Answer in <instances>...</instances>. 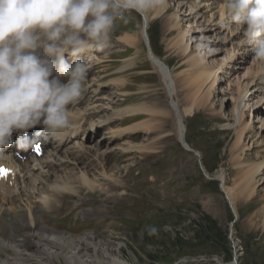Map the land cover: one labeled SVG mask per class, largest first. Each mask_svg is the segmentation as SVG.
<instances>
[{"label": "rangeland", "instance_id": "obj_1", "mask_svg": "<svg viewBox=\"0 0 264 264\" xmlns=\"http://www.w3.org/2000/svg\"><path fill=\"white\" fill-rule=\"evenodd\" d=\"M222 6L223 0H172L150 26L155 32V48L171 70L184 136L196 155L180 143L178 117L169 104V86L164 85L161 72L148 57L138 13L132 11L118 19L107 47L91 52L85 88L97 91V96L89 99V107L98 106L99 113L88 120L91 129L87 135L72 144L83 142L86 156H79L84 149L81 144L75 146L73 164L56 172L53 179L76 182L80 171H87L90 179L108 176L110 180L105 178L101 183L109 192L94 191L100 195L92 198L93 193L81 187L74 194L62 195L64 209L49 215V225L59 218L63 219L57 225L64 227L61 233L65 228L73 234L95 232L116 241L129 264H233V235L241 246L240 264H264V166L255 177L253 196L236 189V213L216 177L222 171L227 175V185L235 186L248 167L264 161V128L257 127L264 124V96L259 94L245 102L249 110L246 116L252 114L255 119L254 130L246 134L250 137L243 143L253 144L251 149L243 151L244 145L236 148V131L225 126L235 122L230 114L234 98L251 83L259 67L264 71V65L254 61L253 53L241 45V29L220 21L218 11ZM192 10L199 14L192 15ZM186 29L187 36L179 44ZM124 35L134 39L132 45L125 43ZM188 46L190 52L183 51ZM234 48H238V65L229 64L218 74L210 101L194 104L193 79L203 69H217L229 60ZM88 105L86 101L80 107ZM191 107V113H185ZM79 111L84 112L77 110L72 115ZM90 116L82 119L78 115L73 120L81 125L80 118L84 121ZM114 117L118 118L112 121ZM109 118L110 123L106 122ZM138 125L141 127L135 128ZM76 196L82 198L72 207L70 201ZM87 205L103 211L80 215L81 219L93 217L81 224L83 220L78 221L76 212Z\"/></svg>", "mask_w": 264, "mask_h": 264}, {"label": "clouds", "instance_id": "obj_2", "mask_svg": "<svg viewBox=\"0 0 264 264\" xmlns=\"http://www.w3.org/2000/svg\"><path fill=\"white\" fill-rule=\"evenodd\" d=\"M163 0H0V151L13 132L58 138L74 127L83 97L88 53L103 51L126 13H154ZM226 19L241 29L253 60L264 65V0H223ZM71 57V62L65 54ZM67 78L66 82L62 78ZM114 264H123L115 260Z\"/></svg>", "mask_w": 264, "mask_h": 264}, {"label": "bare ground", "instance_id": "obj_3", "mask_svg": "<svg viewBox=\"0 0 264 264\" xmlns=\"http://www.w3.org/2000/svg\"><path fill=\"white\" fill-rule=\"evenodd\" d=\"M171 1L172 0H170V3ZM170 3L167 4V1L163 0L162 6L159 7L154 13L143 15V18L145 19V22L143 23L142 26V35L144 39H145V30H148V26L145 28L146 22L150 23L151 19L162 15L168 9ZM218 13H219L220 21L223 22L226 21V23L229 24L225 16L223 6L219 8ZM191 14L198 15L199 13H195V11L192 10ZM191 14L188 16H191ZM189 27H191V25H189ZM210 31H214V30L211 29ZM187 33L188 30L186 29V31L182 35L181 33L179 34L181 36L180 39L178 40V43L180 40L184 42ZM124 36H125L124 40L126 41L125 43L132 45L134 39H132L127 35ZM242 44H244L243 41L241 42V45ZM241 45L239 46L241 47ZM197 47L199 51L200 48H202L201 45H198ZM184 48L185 49L183 51L185 52L188 51L190 52L191 50L190 46ZM237 49L238 48L236 49L234 48L232 54H230L229 60L227 59L226 61L224 60V62L222 61L223 63H221L217 69L216 67H214V69L212 68L203 69L193 79V81L191 82V87L193 88L194 91V93H192L194 104L198 102L202 104L206 101H210L212 94L211 91H215L217 86V82H218L217 80L219 79L218 74L225 67L228 68L229 64L238 65L237 62L239 61V59L238 60L236 59ZM245 50L247 51V48H245ZM213 53L214 52H212V54ZM213 56H215V53L214 55H211V57ZM150 58L151 60L152 59L154 60L153 63L155 67L161 72L165 84H168V86H170L171 83L169 82V78H168L170 71L169 70L167 71L165 67H163L160 64L158 65L155 62L158 59L156 55L155 58L154 57L152 58L151 56ZM200 59L204 60V58L202 57ZM201 60L199 61L196 60V63L200 62ZM189 61H193V59ZM201 63H203V61ZM250 75L251 73L249 72L246 78H249ZM252 76L253 78L251 83L249 84L246 83L247 85L242 87L244 89L238 92L236 98H234L233 101L234 105L231 109L230 114L231 116L233 115L232 116L233 119L231 120L235 122L233 124L228 123L227 125H225L226 127L233 128L236 131L237 140H236V145H234L236 146V148L243 146L244 145L243 143H245L244 142L245 139L250 137V136L246 137V134H249L254 130L252 125L255 124L254 122L255 119L252 117V114L248 117L246 116V110L248 104H246L245 102H247L249 99H250L249 101H251L252 97L253 98L257 97V95L259 94L261 95V97L264 96V71L261 70V67H259L258 71L255 74H252ZM95 92H96L95 90L92 91L90 89H86L83 94V97L84 95H86L87 97H89V99L93 100L96 96ZM172 109L175 111L178 117L177 120L178 129L181 134V140H183V135L185 134V128L181 120V114L179 111L177 113L176 111L177 108H172ZM192 109L193 108L191 107L190 109L186 110L185 113L190 114ZM91 110L92 113L88 114V112ZM97 110H98V106L91 107L90 109H87L84 112L79 111L80 113L78 112L77 114L72 115V117L74 116L76 117L80 115V117L82 118L83 116L86 117V116L94 115L97 112ZM248 111L249 110H247V112ZM245 117L246 119L250 117V119L247 121L245 120ZM81 118L79 121H82ZM106 122L105 124H107ZM76 123L74 124L76 125ZM256 123L259 124L260 122L256 121ZM147 125H149V123ZM139 126L141 127V125H138L135 128ZM257 127L259 129H262L264 128V124L262 126H257ZM127 129L130 130L131 128L129 127ZM132 129L134 130V128ZM73 133L76 135L75 132ZM59 136L61 138H59V140L55 142H53L52 140L45 141L44 144L45 146H52L53 149H55V151L53 152L52 150L48 151L50 153L49 155L50 157L47 158L44 156L45 160H40V161L36 160L39 162L35 163L36 162L35 161L33 165L26 164L22 166L21 163L17 161L16 156L14 154H9V156L5 158H0V166L6 164L10 168H13L15 170V175L12 176L8 181L3 180L0 182V203H1L0 204V257L2 259L4 258L3 260L0 259V264H42L43 261L49 262V264H57L59 262L61 263L63 262V264H114L115 260L122 261L123 264H129L125 259L122 258L121 256L122 252L120 249L121 247L116 241L114 242L109 238L106 240L100 237L99 234L95 232L85 233L82 236H77L76 233L75 234L70 233L66 235L61 234L57 229V225H59L58 223L60 221L62 222L63 219H59V218L56 221H54L52 225H49V221H50L49 215H57L60 213L61 210L64 209L62 200L60 199L62 195L74 194V192L80 190L81 187L86 188V190L91 193H93L94 191L97 192L106 191L107 193L109 192V188L108 187L105 188V186L101 183V180L105 179L106 176H103L102 178L90 179L89 178L90 175L87 171H81L80 176L76 182L73 181L69 182V178L59 179L56 181L57 183L53 185L46 186V188H39L37 190L38 193L36 192L32 193L31 190L29 189L32 185H37V180H39V178L44 179L45 177L51 178V176H53V175L48 176V173L46 172L45 169H49V168L52 169L53 167L56 166V163L54 162L55 159H53V157L55 156L56 151L61 150V146L63 145L65 140L64 138H62V134H60ZM54 143L57 144L54 146ZM252 145L245 144L242 147L243 148L242 150L244 151L246 149H251ZM24 152H28V151L24 150ZM263 166H264V161L262 163L260 162L259 164L254 163L251 167H248L249 169H247V171L245 170L246 172L242 175L243 176L242 179L239 180L240 182L239 183L237 182L238 184L236 183L237 185L235 184V186L227 185L228 178L224 172L219 171L216 173L217 175L216 177H218V179H220L221 183H223L224 185L223 186L224 193L227 196L228 201L230 202V205L235 213L237 211L236 189L238 188L239 189L238 191L244 193L245 196L246 195L253 196L256 189L254 185L255 177L259 173H261ZM21 173H25L26 175H28L26 181L21 182L20 177L24 178L25 176V174L21 176ZM106 179H108V181L110 180L108 176ZM19 180L22 184L23 183L27 184V188L24 191H19L21 190V187H19L20 185ZM11 182H13V184ZM102 211L103 210H101V208L99 207L93 209H84V210L82 209V213L85 215L92 213L98 215ZM55 217L56 216H53L51 218H55ZM231 245L233 247L234 255H235L233 264H240L239 260L242 255L241 246L239 240L236 238L235 235H233L232 237ZM33 250L36 251V254H33L34 253ZM218 262L220 263V260Z\"/></svg>", "mask_w": 264, "mask_h": 264}, {"label": "water", "instance_id": "obj_4", "mask_svg": "<svg viewBox=\"0 0 264 264\" xmlns=\"http://www.w3.org/2000/svg\"><path fill=\"white\" fill-rule=\"evenodd\" d=\"M172 108H175L174 106H172ZM177 113H178V110L176 109ZM182 144L190 151H193L192 149L189 148L187 142H186V139H185V136L183 135V140H182Z\"/></svg>", "mask_w": 264, "mask_h": 264}, {"label": "snow or ice", "instance_id": "obj_5", "mask_svg": "<svg viewBox=\"0 0 264 264\" xmlns=\"http://www.w3.org/2000/svg\"><path fill=\"white\" fill-rule=\"evenodd\" d=\"M37 150H39V147H37ZM7 170L6 169H0V176H6Z\"/></svg>", "mask_w": 264, "mask_h": 264}]
</instances>
